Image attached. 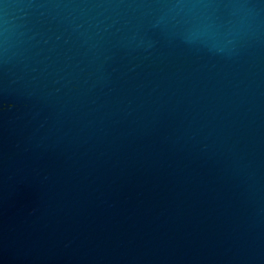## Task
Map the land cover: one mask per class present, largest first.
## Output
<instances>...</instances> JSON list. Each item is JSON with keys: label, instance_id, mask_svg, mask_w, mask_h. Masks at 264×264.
<instances>
[{"label": "water", "instance_id": "obj_1", "mask_svg": "<svg viewBox=\"0 0 264 264\" xmlns=\"http://www.w3.org/2000/svg\"><path fill=\"white\" fill-rule=\"evenodd\" d=\"M0 264H264V0H0Z\"/></svg>", "mask_w": 264, "mask_h": 264}]
</instances>
